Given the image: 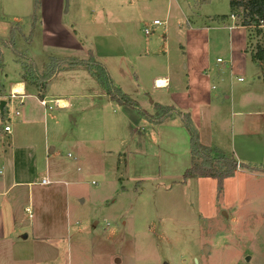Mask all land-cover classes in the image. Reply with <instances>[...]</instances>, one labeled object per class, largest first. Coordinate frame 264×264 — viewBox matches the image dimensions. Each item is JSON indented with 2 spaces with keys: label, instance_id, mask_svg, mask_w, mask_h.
<instances>
[{
  "label": "crops",
  "instance_id": "1",
  "mask_svg": "<svg viewBox=\"0 0 264 264\" xmlns=\"http://www.w3.org/2000/svg\"><path fill=\"white\" fill-rule=\"evenodd\" d=\"M199 1L203 0H192L190 4L180 0H156L147 8H151L153 14L164 15V20L156 18L162 23L155 27H163V37L153 35L152 38L150 36L154 32H143L150 37L144 42L138 38V33H142V26L144 28L148 25L146 22L151 20L147 12L138 7L137 0L103 1L98 4L96 13L91 11L89 14L91 24L107 33L97 36L94 43L83 31L85 25L79 21L69 18L63 21L55 17L56 21L53 23L45 17L43 20L40 18V12L43 8L48 9V4H51L50 11L54 16H57V12L58 15L68 13L70 9H64V0H40L36 10L38 24L35 28H41L40 47L46 55L42 65L33 62L37 69L44 71L52 59L63 60L56 66L51 77L40 85L14 81L22 74L21 60L8 46L0 42V102L7 100V84L12 86L14 83H22L25 94L20 114L17 116L20 117L17 123L21 124V128H15L16 124L13 127L10 125L11 131L7 133L0 125V264H30L31 260L33 264H52L58 263L57 258L60 259L61 254L63 264H72L68 259L69 254L75 250L82 253L87 240L86 234L95 232L103 239L111 241L110 224L105 218L102 227H99V220L96 219L90 230L77 228L76 233H68L73 222L69 189H77L81 185L88 166L105 162L106 158L111 157L114 179L119 182L121 192H117L113 186L112 192L104 196H109L108 200L115 204L125 192V175L129 173L130 160L147 158V137L152 140H149V145L155 147L156 154L158 151L163 152L164 157L169 155V160H177V156L181 154L180 172L184 173L192 164V156L189 133L181 120L183 115L190 118L202 144L217 147L238 162L241 159H256L259 153L264 158V65L251 57L256 50L255 37L246 26L238 24L232 18L230 6L228 14L204 18L195 12ZM73 3L75 11L78 12V0H73ZM174 7L177 12H181L185 23H174L177 21ZM51 23L54 24L53 28ZM210 23H217L228 31L227 46L225 40H222L225 44L223 47H219L217 43L211 44L210 33L213 30H210ZM182 25L186 35L180 36L178 32L181 30L177 32L176 26L180 28ZM24 29L26 34L29 28ZM203 34L204 37H200ZM169 35L174 36L173 43L177 48L171 46ZM212 37L214 38V34ZM0 40L8 43L10 38L0 36ZM28 45H32V41ZM215 48L218 49L217 53H222L227 59H221L219 55L212 58ZM5 52L9 53L11 66L3 59ZM89 53L108 70L113 83L148 114L155 113V104L170 106L179 114L153 123L129 106L118 105L112 101L86 68L66 62L73 58L86 59ZM246 72H249V79L243 88L241 99L237 101L232 97V87L228 85V79L233 77L236 81L243 82L240 73ZM59 74L63 77L61 80L64 81V88H51ZM158 80H164L165 85L157 84ZM77 88H80L79 91H76ZM10 89L12 87H9V91ZM43 98L64 99L68 104L61 109L49 108L40 103ZM227 102L230 119L227 116L219 118L221 105ZM99 104L103 105L95 108ZM105 105L109 108L108 112L103 109ZM55 109L78 111L79 119L85 123L80 127L83 129L82 133L67 140L66 143L71 145L73 153L67 154L68 163L59 166L58 170L50 160V154L56 147H48L44 174L38 181V185L46 189V194L36 197L33 192V176L37 169L36 153L42 144L38 146L35 140L41 137L46 145L49 132L53 136L59 132L60 121L53 114ZM69 119L77 122L78 117L69 115ZM259 119L261 127H258ZM229 121L230 126H227ZM119 132L121 139L117 136ZM99 133L104 138L112 136L113 143L119 141L120 145L113 150H106L98 141L101 139L97 135ZM243 173L264 176V172L251 174L246 169H236L229 178H236ZM43 178L45 182L42 181ZM201 179L204 178H188L186 182ZM62 183L67 188L64 194L58 192ZM52 184L57 186L53 188L56 190H48L47 187ZM47 197H56L64 203V218L61 223H58L59 220L51 222L47 217V212H50L49 207L45 206ZM78 200L82 203L85 201L81 197ZM44 247L51 248L53 259L50 255L41 256L37 252ZM29 252L33 255L29 256ZM35 257L42 260L33 259ZM120 262L117 254L111 255L109 264Z\"/></svg>",
  "mask_w": 264,
  "mask_h": 264
},
{
  "label": "rangeland",
  "instance_id": "2",
  "mask_svg": "<svg viewBox=\"0 0 264 264\" xmlns=\"http://www.w3.org/2000/svg\"><path fill=\"white\" fill-rule=\"evenodd\" d=\"M103 1L107 0H78L76 8L78 12H76L73 7V0L72 3L71 0H64V9L68 8L70 11L61 15H58L57 12V16H54V13L50 11L51 4H48L46 5L48 9L43 8L40 12V18L43 20L45 17L53 23L56 21L55 17H59L63 21L68 18L79 21L85 25L83 31L95 43L97 36H103L107 33L102 28L91 24L89 14L91 11L96 13L98 4L103 3ZM155 1L137 0L138 7L144 9L151 20L146 22L148 24L154 20L153 18L164 20L163 14H153L151 8H147ZM180 1L190 4L192 0ZM33 2L34 0H0V36H9L10 38L11 31L14 29L13 38L16 50L9 48L21 60L23 67L22 74L14 81L23 82V74H25L28 85L32 83L40 85L43 83L39 77L50 71L51 66H58L63 60L52 59L44 71L37 69L34 62L42 65L43 61L45 62L44 56L46 54H43V49L40 47L41 28H35L38 24V15H35L33 24ZM198 3L195 12L204 18L229 13V0H203ZM175 13L177 21L174 23H185L181 12H177L174 7ZM234 14L241 16L242 8H237ZM53 23H51L52 28L54 27ZM210 25V30H213L210 33L211 44L217 43L219 47H223L225 44L222 43V40H225L227 46L228 31L223 27L221 28V25L217 23H210ZM213 26L214 28H212ZM24 28H29L26 34L23 31ZM180 28L176 26L177 32L181 30L178 34L180 36L186 35L184 26L182 25ZM161 29H163L162 26L154 28L152 31L154 33H151L150 37L154 38L153 35H158L162 38ZM250 31L254 34L253 30ZM143 32L142 26V33H138V38L142 42L150 38L145 36ZM159 33L161 34L159 35ZM212 34H214V38ZM168 37L171 46L177 48L178 46L173 43L174 36L169 35ZM200 37L203 38L204 34ZM31 41L32 45H28ZM98 43L102 44V42ZM214 50L215 53L211 56L212 58L219 55L221 59H227L222 53L216 52L217 48ZM3 59L7 65L11 66L8 52H5ZM67 60L66 62H69L70 59ZM248 75L249 72L240 73L243 82H238L235 78L229 77L228 85L232 87L233 99L235 98L237 101L241 99L243 88L249 79ZM62 78L59 74L51 88L57 86L58 90L64 88ZM110 78L113 82L111 76ZM65 84L68 82L65 81ZM9 87L11 86L7 84L6 94L10 93ZM79 89L77 88L76 91ZM9 93L5 98L7 100H9ZM7 100L5 107L3 109L0 107V125L2 127L8 124L13 127L16 124L15 128L20 129L21 124L17 123L20 117L13 115V109L17 107L21 111L22 106L19 107L16 101L7 102ZM101 105L103 104L95 105V108H100ZM221 106L219 118L227 116L230 119L227 111L228 102ZM103 109L106 112L109 111L107 105L103 106ZM53 114L57 115L60 121L59 132L55 136L49 132L48 144L46 145L41 137L35 140L38 146L42 144L36 153L35 167L37 169L33 176V192L36 197L46 194V189L38 185V181L44 174L45 155H47L45 153L48 147H56L55 151L50 154V160L58 170L59 166L62 167L63 164L68 163L67 154L73 153L71 145L66 143L67 140L82 133L83 129L81 130L80 127L85 123L79 119V112H73L71 109H55ZM69 115H76L78 117L77 122H72ZM253 118L256 119V117ZM228 124L227 126H230V121ZM258 127H261L260 119L258 120ZM87 132L90 133L89 130ZM97 135L101 138L98 140L100 145L106 150H113L115 146L120 145L119 141L113 143L112 136L104 138L101 133ZM117 136L121 139L120 132ZM147 140V158L139 157L136 160H130L129 173L125 175V188L123 189L125 192L121 194L115 204L108 200L109 196H104L112 192L113 186L117 192H121L119 182L114 179V166L111 157L106 158L105 162H96L88 166L89 170L87 167V171H84L86 173H84L85 176L81 185L77 189H73V187L69 189L73 222L72 228H68V233H76L77 228L88 231L96 219L99 220V227H102L105 218L110 224L112 236V240L107 241L101 235H96L95 232L90 235L86 234L85 249L81 254L76 250L69 254V262L72 264H109L111 255L117 254L121 260L120 264H264V176H249L243 173L236 178L224 179L222 189L219 191L214 178H204L187 183L182 178L183 173L180 172L182 155L179 154L177 160L175 158L169 160V155L164 157L163 152L158 151L156 154L155 147L149 145L151 139L147 137ZM181 145L183 146L182 142ZM186 147H189L188 139ZM196 160L199 161L198 158ZM239 161L246 166H264V158L261 153L257 155L256 159L248 158ZM17 165L21 167L20 164ZM247 171L251 174L257 172ZM54 187L57 186L52 184L47 188L52 190ZM66 189L62 183L58 187V192L64 194ZM78 197L83 198L84 203L80 202ZM57 199L56 197H47L46 201L49 203L46 202L45 206L50 209V212H47L50 221L55 220L57 222L59 220L58 223H61L62 218H64L65 206L62 201ZM204 246L208 247L207 251H205ZM51 251V248L44 247L37 252H40L41 256L50 255L49 257L53 259L54 256H52ZM31 255H33L32 252H29V256ZM61 258L62 254L60 259L57 258L58 263L52 264H63L64 261ZM33 259L42 260L37 257ZM31 262L30 264H33L32 260Z\"/></svg>",
  "mask_w": 264,
  "mask_h": 264
},
{
  "label": "trees",
  "instance_id": "3",
  "mask_svg": "<svg viewBox=\"0 0 264 264\" xmlns=\"http://www.w3.org/2000/svg\"><path fill=\"white\" fill-rule=\"evenodd\" d=\"M34 13L33 24L35 21V11L40 4V0H34ZM230 12L235 15L237 8H242L241 21L237 22L242 26H246L249 22L257 24L258 19H264V0H229ZM237 15V14H236ZM259 33L260 30H257ZM14 29L11 31V37L9 42H0L16 50L14 48ZM253 60L261 61L264 65V44H256V50L251 54ZM2 62V53L0 50V65ZM69 65H81L92 74L99 84L104 88L106 94L112 101L120 105H126L138 112L142 117L153 123H159L165 119L178 115L179 113L170 106H161L155 104V113L153 115L148 114L145 110L141 109L138 103L128 97L118 86L112 82L106 68L98 62L92 53H89L87 59H70ZM55 67H50L51 70L42 74L39 79L44 84L52 75ZM23 80L27 81L25 74H23ZM182 121L189 133L190 153L192 156V164L184 171L183 180L194 177L202 178H214L217 182L218 191L222 189V182L224 179L232 177L237 168L247 169L249 171H264V166H246L242 162H238L233 156L225 153L217 147H210L202 144L199 141V136L196 129L192 126L190 118L187 115H183ZM196 158L199 159L196 160Z\"/></svg>",
  "mask_w": 264,
  "mask_h": 264
},
{
  "label": "built area",
  "instance_id": "4",
  "mask_svg": "<svg viewBox=\"0 0 264 264\" xmlns=\"http://www.w3.org/2000/svg\"><path fill=\"white\" fill-rule=\"evenodd\" d=\"M233 19H236V21L240 22L241 21V16H236V15H231ZM162 22H160L159 20L155 19L153 20L150 24L145 25L143 30L145 34H151L153 29L161 24ZM246 27L249 30H253L254 31V37L256 38V41L258 40L257 43L255 44H260L263 45L264 44V19H258L257 24H255L254 22H249ZM257 30H260V32L258 33ZM218 61H220V58L217 59ZM13 89H10V93H9V100H7V102H14L16 101L17 105L20 107L23 104V99H24V92L22 93H13L12 92ZM40 103L44 106H47L49 108L55 107V108H64L65 106H62L59 104L58 99L55 100H46L45 98L40 100ZM49 103H52V106L49 105ZM20 114V110L16 107L13 109V115L14 116H18ZM3 130L7 133H10L11 128L10 125L5 124L2 126ZM43 182H45L46 180L43 178L42 179ZM28 211V209H27Z\"/></svg>",
  "mask_w": 264,
  "mask_h": 264
},
{
  "label": "bare ground",
  "instance_id": "5",
  "mask_svg": "<svg viewBox=\"0 0 264 264\" xmlns=\"http://www.w3.org/2000/svg\"><path fill=\"white\" fill-rule=\"evenodd\" d=\"M157 84H159V85H165V81L164 80H158L157 81ZM12 89H13V93H22L23 92V84L22 83H20V82H18V83H14V84H12ZM58 102H59V104L60 105H62V106H67V101L66 100H64V99H59L58 100Z\"/></svg>",
  "mask_w": 264,
  "mask_h": 264
},
{
  "label": "water",
  "instance_id": "6",
  "mask_svg": "<svg viewBox=\"0 0 264 264\" xmlns=\"http://www.w3.org/2000/svg\"><path fill=\"white\" fill-rule=\"evenodd\" d=\"M5 102L4 101H2L1 102V108L3 109V104H4ZM5 105V104H4ZM204 249H205V251H207V249H208V247L207 246H204Z\"/></svg>",
  "mask_w": 264,
  "mask_h": 264
}]
</instances>
